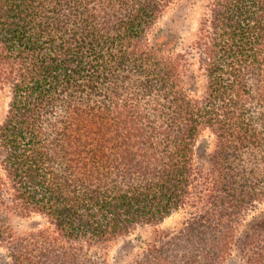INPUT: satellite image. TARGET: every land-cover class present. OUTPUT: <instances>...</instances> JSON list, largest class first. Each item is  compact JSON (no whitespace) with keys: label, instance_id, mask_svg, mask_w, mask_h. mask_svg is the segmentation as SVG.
I'll list each match as a JSON object with an SVG mask.
<instances>
[{"label":"trees","instance_id":"1","mask_svg":"<svg viewBox=\"0 0 264 264\" xmlns=\"http://www.w3.org/2000/svg\"><path fill=\"white\" fill-rule=\"evenodd\" d=\"M0 0V245L12 264H111V243L191 218L134 264H264V0ZM215 137L198 161V138ZM48 225L16 232L14 216ZM149 252V253H148Z\"/></svg>","mask_w":264,"mask_h":264},{"label":"rangeland","instance_id":"2","mask_svg":"<svg viewBox=\"0 0 264 264\" xmlns=\"http://www.w3.org/2000/svg\"><path fill=\"white\" fill-rule=\"evenodd\" d=\"M200 6L191 7L185 0L178 2L165 11L160 19L159 26L161 28H172L180 33L184 43L191 39L192 34L196 30L198 17L200 14ZM8 92L0 89V120L4 117L8 108ZM215 143V137L208 131L199 136L198 144V161H204L207 153H209ZM264 212V201L258 202L246 213V219H251ZM191 213L187 209H181L168 216L159 224L143 225L135 228L128 235L120 237L111 243L108 249V260L111 264H134L136 260L142 259L143 255L151 246H159L163 241L168 240L170 236L175 235L180 229L187 226ZM12 224L15 231L24 232L31 227H42L48 225V220L41 214H33L29 217L14 216ZM149 253V252H148ZM235 264H242L243 258L240 253L235 251L233 255ZM0 264H12L8 251L0 245Z\"/></svg>","mask_w":264,"mask_h":264}]
</instances>
